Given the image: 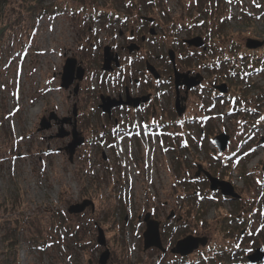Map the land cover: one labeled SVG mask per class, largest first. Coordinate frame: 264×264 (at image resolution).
<instances>
[{
  "label": "rangeland",
  "instance_id": "rangeland-1",
  "mask_svg": "<svg viewBox=\"0 0 264 264\" xmlns=\"http://www.w3.org/2000/svg\"><path fill=\"white\" fill-rule=\"evenodd\" d=\"M112 2L48 0L46 5L60 7L20 18L9 12L2 23L7 26L0 35V264H97L105 248L106 264H173L176 255L169 248L188 234L206 236L207 242L185 262L208 245L212 250L204 251L205 257L228 243L236 251L224 248L228 253L214 256L215 264H249L246 255L254 248L264 252V66L245 74L235 70L245 49L264 46L244 45L248 38L264 39V0H155L162 14L156 8L135 11L153 17L165 31H158L155 45L133 53L134 62L126 49L133 29L93 19L82 9L93 3L109 9ZM197 35L214 48L212 53H200L199 47L194 53L183 41L180 45ZM105 45L117 53L119 67L102 74ZM169 49L179 69H185L181 59L188 55L183 59L190 58L188 67L205 78L204 89L189 90L180 101L185 105L181 116L174 111L167 73L161 71L164 81L155 87L145 83L142 71L145 56L160 70ZM224 56L230 58L226 67L217 64ZM69 57L84 70L76 93V79L67 88L60 86ZM211 59L212 71L199 68ZM229 68L235 72L228 74ZM221 82L227 93L217 96L210 84ZM126 88L132 95L156 90V96L131 109L132 114L112 107L108 117L98 107L99 96L124 97ZM51 113L54 118L41 129V118ZM130 115L132 123L101 132ZM73 121L83 141L69 160L64 147ZM220 132L228 135V143L218 152L212 137ZM198 165L229 182L239 197L210 190L202 172L195 175ZM84 199L93 202V209L67 211ZM198 201L203 208L195 213ZM146 212L159 221L164 252L143 249ZM17 216L36 223L39 237L32 240L40 238L45 250L25 241L24 233L13 244L4 241L12 228L21 227L12 223ZM225 216L232 219L230 237L220 228ZM64 227L77 229L76 239ZM98 227L104 245L96 241ZM250 264H264V259Z\"/></svg>",
  "mask_w": 264,
  "mask_h": 264
},
{
  "label": "water",
  "instance_id": "water-1",
  "mask_svg": "<svg viewBox=\"0 0 264 264\" xmlns=\"http://www.w3.org/2000/svg\"><path fill=\"white\" fill-rule=\"evenodd\" d=\"M142 18L148 21L153 20V18L151 17H142ZM149 33L150 34L155 33L152 27L149 28ZM183 42H185L187 46H192L196 48L202 47L203 49L206 48V46H204L203 38L198 35L188 39H183ZM263 44H264V39L257 40L252 38L246 39L244 43L245 47L248 49H255L262 46ZM126 48L128 52H132L133 50L139 49L138 45L135 43L128 44ZM168 58L173 67V84L175 91L174 109L177 115L180 116L185 109L184 105L179 104L180 101L185 100L186 94L190 88L200 84V82L203 79V76L200 73L190 74L189 71H185V72L178 71L175 67L174 52L171 49L168 50ZM112 62L115 64V66H118V56L116 53L111 51L110 46L105 45L102 50L101 70L103 71L111 70ZM75 64H76L75 58L73 57L66 58L62 67V72L60 77V81H61L60 86L64 88H67L72 83L73 79H76L74 85V93L77 92L78 82L82 79L84 73L83 68L80 65L76 67ZM145 67L146 70L153 76L154 79L159 78V73L157 72L155 67L152 64H150L148 61L145 62ZM180 86H184V96H179ZM213 88L220 93L227 92V85L225 83L213 85ZM149 96L150 95L147 94L144 96L132 97L128 93V90L126 88L124 93V98L120 96L118 98H111L109 96L100 95L99 96L100 103L98 104V107L101 109L102 112L106 113L109 116L112 107L126 105L134 108L137 107L140 103L146 102L149 99ZM73 115L75 116V111L73 112ZM52 118H54V115L52 113L49 114L47 118L43 116L39 122L40 128L41 129L47 128ZM72 125L73 126L71 130V140L64 147V150L66 151L69 160H71L76 146L80 145L83 141V137L78 136L79 133L76 131L74 121ZM65 134H59V136H63ZM212 141L214 142L217 151L220 152L226 147L228 143V135L225 132H220L212 138ZM197 167L198 169L195 175L198 176L200 172H202L206 176L209 182L210 190H218L221 193V195L228 196L234 199L239 197V195L234 191L233 186L229 182L225 180H219L217 177L212 176L209 172L203 170L200 165H198ZM87 205H90L91 209H93V202L89 199H84L79 203L70 205L67 211L69 213H77L82 211L84 207H86ZM143 222L145 223V229L142 232L143 249L154 247L159 249L161 252H164L165 248L162 246V242L159 234V221L151 218L149 212H146L143 216ZM96 241L100 245H104L105 243L103 230L99 227H98V235L96 237ZM206 242H207L206 236H196V235L188 234L176 240L174 245L169 249V251L172 254L186 256L192 253L194 250H197L199 246H204ZM108 256H109V251L107 248H105L99 254L97 264H106ZM246 258H247V263L249 264L263 260L264 252L262 250V247L254 248L252 252L247 254Z\"/></svg>",
  "mask_w": 264,
  "mask_h": 264
},
{
  "label": "trees",
  "instance_id": "trees-1",
  "mask_svg": "<svg viewBox=\"0 0 264 264\" xmlns=\"http://www.w3.org/2000/svg\"><path fill=\"white\" fill-rule=\"evenodd\" d=\"M48 0H0V20H2V22H0V35L3 34L5 32L6 26L7 25H3V21L9 20L10 18V14L9 12L12 13H16L15 18H20L24 13H33V12H43V11H51L54 10V8H58L60 6H54L53 4H49L46 5V2ZM113 2L110 4V8L109 9H103V8H98L96 3L90 4L87 7H83L82 9L93 19L96 18H107L109 25L113 24V23H118L120 24L122 27H130L131 29H133V31L137 34L140 35L144 32H146V25L147 22L145 20H142L140 18L139 13L135 10L139 9L141 10V8H144L145 10H151L153 8L157 9L158 14H162V9L160 10V7H158L157 3L154 2L155 0H112ZM156 3V4H155ZM12 5V6H10ZM118 5V6H117ZM18 8V10L16 8ZM9 8V9H8ZM134 11V12H133ZM6 13V14H5ZM14 18L12 17L11 20H13ZM10 20V21H11ZM8 23V22H7ZM143 25L145 27H143ZM175 27V25H173ZM155 27H157V33L159 32H164V28H162V26L157 22L155 23ZM179 27V29H184L182 25H178L175 28L177 29ZM169 29V28H168ZM171 30H174V28ZM178 30V29H177ZM175 30V31H177ZM159 31V32H158ZM155 40H157L159 38V34H156V36L151 37ZM182 40H180V45L183 46V43L181 42ZM156 42H153V45H155ZM231 47V46H230ZM236 47V46H235ZM207 50L209 51V53L214 50V48L211 46V48H207ZM220 51L222 50V48L219 49ZM194 53L198 52V49L193 48ZM200 52V51H199ZM205 51L201 50L200 53H204ZM188 58V55L185 57H182L181 59V63L186 66L185 69H189L188 67V63H189V59H187V61H184L183 59ZM230 58L229 57H221L219 58L217 61V64H224V66H227V63L229 62ZM238 60L241 61L240 64H238V68H236V73L238 72L239 68L242 69L243 74L249 72L250 69L256 68L258 66V68H261V66H264V46L259 48V49H255V50H246L243 51L240 56H238ZM139 61H141L139 59ZM232 61H237L236 60H232ZM246 61V62H245ZM244 62L246 63L244 65ZM200 67L199 68H204L207 71H212L213 68L215 67V62L211 59L208 60V62H203L202 64H199ZM198 65V66H199ZM241 65V66H240ZM246 66V68H245ZM230 70H228V74L234 73L231 72V68H229ZM170 70V69H169ZM101 73L104 74V72L100 71ZM170 86V84H169ZM171 87V86H170ZM242 96L244 97V94L241 95V97H237L235 98V100H238V98L242 99ZM246 96V95H245ZM261 98V97H260ZM241 107V106H238ZM247 108V107H246ZM96 109V108H94ZM118 109H124V110H128V107H118ZM249 109V108H247ZM264 118L261 119V121H263ZM132 123V118L131 116H129V118L127 120H124L122 122H119V124H115L113 122V127L109 129H107L106 131L103 130L101 132H105L104 134H109L112 129H114V131L118 130L117 128H119V126H122L124 124H130ZM102 130V128H101ZM93 131V130H92ZM98 135V134H97ZM204 135V134H203ZM93 141V139H90ZM205 181L206 179L204 177H202ZM200 199V198H199ZM219 202L222 201V197L218 199ZM13 203V202H10ZM195 213L199 212L201 206H200V202L198 201L197 204H195L193 206ZM203 208V207H202ZM201 208V209H202ZM202 217H204V214L201 213ZM201 217V216H200ZM194 218H196V214L194 215ZM20 218L15 217L13 219V222L15 225L18 223L21 224L20 230L19 228L17 229V231H14V228L11 229L12 233L10 234H6L4 241L6 239V241H9L8 244H13L15 243L24 233L25 237L24 240H28L29 242H33L32 244L36 247H40L41 249L44 248L47 244H42V242H38L40 240L36 239V243H34V238H38L39 234L37 233L36 229H35V225L36 223L33 222L32 220L28 219L27 217H22L20 220ZM28 219V221H26ZM220 228H221V232L225 233L226 236L225 237H230L232 236L231 230H232V219L228 218L227 216H225L224 218H222L221 220V224H220ZM23 230L25 232H23ZM64 230L71 235V237H75L76 239V234H77V229H71L68 227H64ZM23 236V235H22ZM7 237V238H6ZM5 241V242H6ZM10 248H13L12 245H8ZM224 248H233L236 251V247L231 246L230 244H224V245H219L217 246L215 249H213V254L209 257H205L203 256L204 251H209L212 250L211 246L208 245V247H205V250H201L198 251L194 256V258L189 261V262H185V258L186 257H176L174 260L173 264H215L213 257L216 256L218 259H221L223 257V255L225 253H228L227 249ZM45 250V248L43 249ZM230 256V255H228ZM207 260V261H204Z\"/></svg>",
  "mask_w": 264,
  "mask_h": 264
},
{
  "label": "flooded vegetation",
  "instance_id": "flooded-vegetation-1",
  "mask_svg": "<svg viewBox=\"0 0 264 264\" xmlns=\"http://www.w3.org/2000/svg\"><path fill=\"white\" fill-rule=\"evenodd\" d=\"M157 21L155 20V19H153L152 21H148L147 22V25H146V32H144V33H142V34H140V35H137L133 30H130V32H129V37H128V41H129V43H135V44H137L138 45V47H139V49L137 50V51H134V52H128V55L131 57V59H130V61L132 60L133 62H134V57L133 56H135L136 55V52H139L140 51V49H142V48H144V45L146 44V45H149V43H153V42H157V40H155V39H153V38H151V37H154L155 35H150L149 33H148V30H149V28L150 27H154V28H157V27H155V23H156ZM143 27H145L144 25H143ZM157 33V30L155 29V33L154 34H156ZM137 41H139L140 42V44H138V42ZM128 43V44H129ZM127 44V45H128ZM126 45V46H127ZM116 53V52H115ZM135 55H134V54ZM174 55H175V53H174ZM133 57V58H132ZM140 59V58H139ZM139 59H137V61H139ZM146 61H148V62H150L149 61V59H148V57L147 56H145L144 58H143V65H144V69L142 70V71H144V73L146 74V76H147V81H146V84L147 85H151L149 82H153V84H157L158 82V80L157 81H155V80H153L152 78V75L146 70V67H145V62ZM142 62V61H141ZM159 63H161V61L159 62ZM176 64V63H175ZM153 65V64H152ZM154 67H155V69L159 72V74H160V81H161V78H162V76H163V78H164V74L161 72V71H165V73H167V75L165 76V78H166V80L168 81V80H170L172 83H173V68H172V64L170 63V62H168V60H165L164 59V61H163V66L160 68V70H158L157 68H156V66L155 65H153ZM181 67L180 68H182V65H180ZM119 67V66H118ZM176 68L178 69V70H180V71H189L190 72V74H194V73H196V72H192L193 71V69H192V67L191 68H189V69H179L177 66H176ZM170 69V70H169ZM210 85H213V84H210ZM204 86H206L205 85V78H204V76H203V79H202V83H200L199 85H197V86H195V87H192L190 90H192V91H194V90H196V89H198V88H205ZM180 90H182L183 91V86H181L180 87ZM190 92V91H189ZM150 94H151V99H153V91L152 92H150ZM133 95H136V94H133ZM139 95H142V94H139ZM217 96H219V94H216Z\"/></svg>",
  "mask_w": 264,
  "mask_h": 264
}]
</instances>
